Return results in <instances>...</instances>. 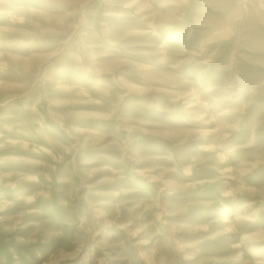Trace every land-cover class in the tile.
<instances>
[{
    "label": "rangeland",
    "instance_id": "374dc122",
    "mask_svg": "<svg viewBox=\"0 0 264 264\" xmlns=\"http://www.w3.org/2000/svg\"><path fill=\"white\" fill-rule=\"evenodd\" d=\"M0 264H264V0H0Z\"/></svg>",
    "mask_w": 264,
    "mask_h": 264
}]
</instances>
